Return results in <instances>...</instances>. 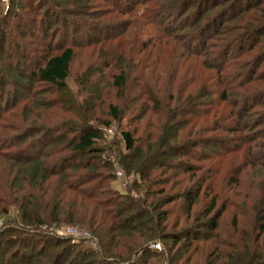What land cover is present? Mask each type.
Returning <instances> with one entry per match:
<instances>
[{
  "label": "rangeland",
  "instance_id": "374dc122",
  "mask_svg": "<svg viewBox=\"0 0 264 264\" xmlns=\"http://www.w3.org/2000/svg\"><path fill=\"white\" fill-rule=\"evenodd\" d=\"M11 1L0 0V199L7 204L0 232L22 229L19 206L26 196L45 194L46 201L61 181L53 175L41 190L9 188L7 170L19 180L27 167L12 160L58 151L43 159L48 167L69 155L65 147L86 127L98 137L100 158L109 162L110 170H100L109 177L106 185L144 200L147 210L150 202L157 203L162 217L160 237L151 242L121 237L107 258L110 264H242L253 251L264 256V124H259L264 121V35H245L264 27V0H232L213 8L202 2L199 11L207 16L199 21L195 6L183 12L187 0H181L187 6L177 0ZM43 5L50 8L47 17ZM208 21L211 26L201 32ZM61 48L73 51L63 91L33 77L42 59ZM254 70L253 81L246 83ZM121 71L123 92L113 85ZM246 97L251 104L233 108ZM109 107L118 109V119L111 118ZM173 113L174 120H168ZM173 124L177 138L170 143L180 150L166 168L152 169L147 181L123 168L127 152L121 132H128L143 153ZM117 169L126 180L123 186L115 178ZM196 190L187 209L184 193ZM66 195L65 211L84 212L69 208L73 195ZM211 217H217L214 230L207 224ZM43 228L35 232L69 241L68 261L86 249L100 252L83 224ZM66 228L77 237L54 233ZM187 233L194 237L186 238ZM173 235L184 238L175 244L166 240Z\"/></svg>",
  "mask_w": 264,
  "mask_h": 264
},
{
  "label": "trees",
  "instance_id": "16d2710c",
  "mask_svg": "<svg viewBox=\"0 0 264 264\" xmlns=\"http://www.w3.org/2000/svg\"><path fill=\"white\" fill-rule=\"evenodd\" d=\"M10 2L12 1L10 0ZM54 2L58 1L54 0ZM179 2L180 4L182 3L181 6H187L186 3L184 4L181 0H177V3ZM187 2L190 5L184 7L183 12L191 6H195L199 21L207 16L206 11L204 13L199 11L203 5L202 2H205L206 6L211 5L213 8L226 4L230 6L232 0H187ZM60 3H62V0H60ZM71 3L77 4L75 0L71 1ZM60 6L58 5V7ZM42 8L44 9L42 14L47 17L50 8L47 9L48 7L45 5ZM78 8H81L80 5H78ZM16 10H19L18 6ZM40 18L41 16H39V20ZM210 23L212 24L211 21L203 23L201 32L209 28L211 26ZM249 34H260L262 36L264 35V27H256L245 33V35ZM245 35L241 34L240 36L243 37ZM56 50L57 53L47 54L42 59V64L36 69L33 77L39 83L63 91L73 51L71 48ZM261 62L263 60L258 61L256 68L260 66ZM255 72V70L251 72L250 79L246 83L253 81ZM17 78L21 80L22 75H17ZM125 80L126 75L123 71L113 78V85L119 92H123L122 88ZM220 99L223 102L227 100L223 93ZM242 99V101H236L233 108L242 110L245 108L246 103L251 104L249 98ZM253 106L255 107L256 105H250L248 108H253ZM109 114L112 119H118L117 108L109 107ZM175 116V113H173L168 120L173 121ZM259 124L263 125L264 121ZM174 127L175 125L173 124L170 129L164 128L157 142L154 145H147L143 153L134 146L128 132H121L120 136L127 152V155L121 158L120 163H123V168L128 172L133 171L136 173L142 181L149 179L152 169L166 168L168 166L167 162L178 156L180 150L178 146L170 143L176 141L177 138V131H175L177 127ZM97 138L96 133L90 129L86 127L79 129L75 134V139H71L69 145L65 147L70 150L69 155L57 157L48 167L43 163V159L49 158L51 155L56 156L58 151H44L43 156L41 153L35 158H26L24 161L17 159L15 160L16 163L12 160L14 164H24L27 167L24 171H21V179L19 180L15 176L14 170H7L5 180L6 186L9 188L16 185V189L19 190L24 185L29 190H41L47 180L53 175H56L61 181H58L54 195H51L48 200L45 201V194L40 198L27 195L29 196V198L26 196L28 201L25 200L20 204V219L23 227L22 229L7 227L0 232V264H110L107 258L108 256H114L112 250L121 237L137 235L140 238L143 237L145 242H151L160 237L159 231L162 217L158 212L159 205L157 203L150 202L147 210L145 209L146 203L144 200L119 195L106 185L109 177L102 174L100 170H110V166L109 162L100 158L103 150L95 146ZM185 170L186 172L190 171V169ZM84 186L87 187L83 188ZM66 192L73 195L69 208H77L78 206L84 212L65 211ZM198 194L199 191L197 190L194 193H184L187 209L194 205ZM6 205V202L0 199V216L6 213ZM209 205L211 211L214 205L213 203ZM46 220H48V223L45 222ZM216 221L217 217L209 218L207 224L210 230L215 229ZM261 221L260 230L263 231L264 215L261 217ZM60 222L83 224L88 234L97 239L100 252L92 248L86 249L83 252H78L68 261V254L73 251L72 247L68 245L69 241L43 236L35 232L43 225H57ZM185 236L186 238L194 237L190 233ZM182 238H184L182 235L178 239L176 235H173L168 236L166 240H171L175 244L176 241L178 242ZM60 245L63 247L55 250L56 246ZM89 259L93 261H88ZM242 261V264H264V256H262V253L259 255L253 251L246 258L243 257ZM123 264H138V260L132 263L129 260H125Z\"/></svg>",
  "mask_w": 264,
  "mask_h": 264
},
{
  "label": "built area",
  "instance_id": "2783aa9c",
  "mask_svg": "<svg viewBox=\"0 0 264 264\" xmlns=\"http://www.w3.org/2000/svg\"><path fill=\"white\" fill-rule=\"evenodd\" d=\"M114 175H115V178L121 182H119V185L123 186L125 185L126 183V180L124 179L123 177V173L120 169H117L115 172H114ZM3 220L0 219V230L3 228ZM42 229H44L42 227ZM57 236H62V235H68L70 237H77V234H76V231L74 229H70V228H66V229H62L61 231H55L54 232Z\"/></svg>",
  "mask_w": 264,
  "mask_h": 264
}]
</instances>
